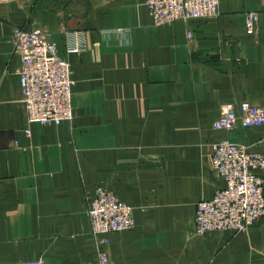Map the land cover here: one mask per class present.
Instances as JSON below:
<instances>
[{"label":"crops","instance_id":"1","mask_svg":"<svg viewBox=\"0 0 264 264\" xmlns=\"http://www.w3.org/2000/svg\"><path fill=\"white\" fill-rule=\"evenodd\" d=\"M15 27L42 31L69 61L72 121L28 122ZM244 101L264 106V0L167 24L146 0H0V264H264V217L246 232H194L197 203L225 186L213 145L264 152V126L213 127ZM98 187L134 208L106 263L88 214Z\"/></svg>","mask_w":264,"mask_h":264},{"label":"built area","instance_id":"2","mask_svg":"<svg viewBox=\"0 0 264 264\" xmlns=\"http://www.w3.org/2000/svg\"><path fill=\"white\" fill-rule=\"evenodd\" d=\"M219 3L220 0H146L147 8L158 24L215 17L219 14ZM258 24L257 12L246 13L247 35H255ZM13 36L15 51L21 59L18 74L28 122L59 125L72 121L74 80L69 61L59 55L56 43L40 30L15 27ZM79 50L75 46L68 52ZM238 126H264V106H255L248 101L225 103L213 123L214 129L229 132ZM211 166L223 178L225 186L211 199L198 203L196 232L248 231L264 217V152L223 139L212 147ZM89 218L93 236L104 244L110 242L112 233L134 226L131 207L103 187L91 197ZM99 255L106 263L105 253L100 251Z\"/></svg>","mask_w":264,"mask_h":264},{"label":"rangeland","instance_id":"3","mask_svg":"<svg viewBox=\"0 0 264 264\" xmlns=\"http://www.w3.org/2000/svg\"><path fill=\"white\" fill-rule=\"evenodd\" d=\"M210 161H211V157H210ZM214 170V169H213ZM215 171V170H214ZM216 172V171H215ZM217 173V172H216ZM218 174V173H217ZM219 175V174H218ZM220 176V175H219ZM221 177V176H220ZM222 178V177H221ZM223 179V178H222ZM98 188H100V187H98ZM97 188V189H98ZM97 189H96V191H97ZM105 189H107V188H105ZM109 190V189H108ZM95 191V192H96ZM111 191V190H110ZM113 192V191H112ZM114 193V192H113ZM117 195V194H116ZM117 197L121 200V201H123L118 195H117ZM90 200H91V197L89 198V205H90ZM203 200H208V199H203ZM202 201V200H201ZM123 202H125V201H123ZM200 202V201H199ZM198 202V203H199ZM126 203V202H125ZM198 203H197V205H198ZM127 204V203H126ZM129 205V204H128ZM197 205H196V207H197ZM130 207H131V209H132V214H133V217H134V208L131 206V205H129ZM195 213H196V210H195ZM88 214H89V211H88ZM90 219V218H89ZM90 227H91V224H90ZM135 227V220H134V226H133V228ZM132 228V229H133ZM132 229H129V230H132ZM129 230H126V231H129ZM228 231H230V230H228ZM121 232V231H120ZM194 232H195V234L196 235H203V234H205V233H203V234H198L197 232H196V228H195V217H194ZM213 232H224V231H213ZM114 233H116V232H114ZM206 233H208V232H206ZM236 233V232H235ZM113 234V233H112ZM111 234V235H112ZM91 235H92V237H93V239L95 240V244H96V247L98 248V253L100 252V251H103L102 250V248L104 247V246H106V245H108L109 243H102V241H99L98 242V240L93 236V234H92V232H91ZM111 235H110V241H111ZM104 253H105V255H106V257H107V253L105 252V251H103ZM99 257H100V255H99ZM105 257V256H104ZM105 257V258H106ZM101 259V258H100ZM107 260H108V258H107ZM29 262H27L26 264H28Z\"/></svg>","mask_w":264,"mask_h":264},{"label":"bare ground","instance_id":"4","mask_svg":"<svg viewBox=\"0 0 264 264\" xmlns=\"http://www.w3.org/2000/svg\"><path fill=\"white\" fill-rule=\"evenodd\" d=\"M154 18V17H153Z\"/></svg>","mask_w":264,"mask_h":264}]
</instances>
